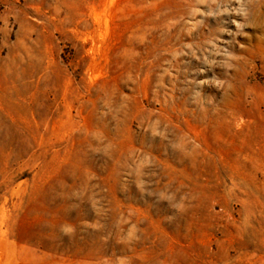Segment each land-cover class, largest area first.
Here are the masks:
<instances>
[{"label":"rangeland","instance_id":"374dc122","mask_svg":"<svg viewBox=\"0 0 264 264\" xmlns=\"http://www.w3.org/2000/svg\"><path fill=\"white\" fill-rule=\"evenodd\" d=\"M0 264H264V0H0Z\"/></svg>","mask_w":264,"mask_h":264}]
</instances>
